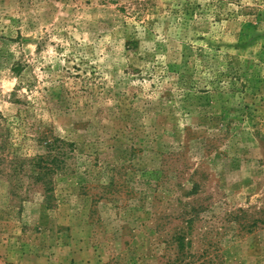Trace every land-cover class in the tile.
<instances>
[{
    "label": "rangeland",
    "instance_id": "374dc122",
    "mask_svg": "<svg viewBox=\"0 0 264 264\" xmlns=\"http://www.w3.org/2000/svg\"><path fill=\"white\" fill-rule=\"evenodd\" d=\"M205 262L264 264V0H0V264Z\"/></svg>",
    "mask_w": 264,
    "mask_h": 264
},
{
    "label": "trees",
    "instance_id": "16d2710c",
    "mask_svg": "<svg viewBox=\"0 0 264 264\" xmlns=\"http://www.w3.org/2000/svg\"><path fill=\"white\" fill-rule=\"evenodd\" d=\"M66 144V142L65 141H63V140H55L54 142H53V147L56 149V151H57V149L59 148V147H63V145H65ZM62 145V146H61ZM57 160H58V158H57V156H54V159H53V162L55 163V162H57ZM203 264H207V262H205V263H203Z\"/></svg>",
    "mask_w": 264,
    "mask_h": 264
}]
</instances>
